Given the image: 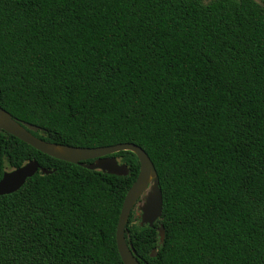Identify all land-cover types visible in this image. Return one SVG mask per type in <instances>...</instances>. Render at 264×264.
<instances>
[{"label": "trees", "instance_id": "1", "mask_svg": "<svg viewBox=\"0 0 264 264\" xmlns=\"http://www.w3.org/2000/svg\"><path fill=\"white\" fill-rule=\"evenodd\" d=\"M0 106L50 143L147 152L163 213L141 225V199L130 215L141 264H264V4L0 0ZM113 156L128 176L0 132V180L31 161L51 171L0 196V264H124L140 162Z\"/></svg>", "mask_w": 264, "mask_h": 264}, {"label": "water", "instance_id": "2", "mask_svg": "<svg viewBox=\"0 0 264 264\" xmlns=\"http://www.w3.org/2000/svg\"><path fill=\"white\" fill-rule=\"evenodd\" d=\"M39 130L37 126L14 118L0 106V132H6L39 152L57 160L79 165L89 170H100L110 175L126 177L129 175L128 167L120 163L119 159L113 155L126 151L137 156L140 162V173L126 195L119 218L116 240L124 264H141L136 258L135 252L129 247L125 237L130 215L141 199H144L143 204L139 207L141 225L153 227L163 213V195L160 189V180L155 165L147 152L138 145L131 143L98 148H81L50 143L39 139L33 134V132ZM88 161L94 162L85 164ZM39 171L43 174L51 173V171L42 168L36 161H31L14 171L6 172L0 180V196L19 191L27 180L34 177ZM159 233L161 243H163L165 230L161 228ZM152 257H156V250H153Z\"/></svg>", "mask_w": 264, "mask_h": 264}, {"label": "rangeland", "instance_id": "3", "mask_svg": "<svg viewBox=\"0 0 264 264\" xmlns=\"http://www.w3.org/2000/svg\"><path fill=\"white\" fill-rule=\"evenodd\" d=\"M207 2H209L210 0H206ZM256 2L260 3V4H264V0H255Z\"/></svg>", "mask_w": 264, "mask_h": 264}]
</instances>
